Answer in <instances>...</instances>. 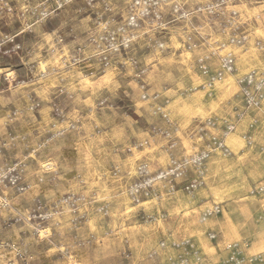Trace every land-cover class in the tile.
<instances>
[{
  "label": "clouds",
  "instance_id": "9594fccd",
  "mask_svg": "<svg viewBox=\"0 0 264 264\" xmlns=\"http://www.w3.org/2000/svg\"><path fill=\"white\" fill-rule=\"evenodd\" d=\"M0 264H264V0H0Z\"/></svg>",
  "mask_w": 264,
  "mask_h": 264
}]
</instances>
